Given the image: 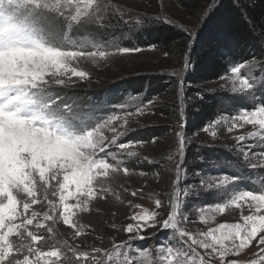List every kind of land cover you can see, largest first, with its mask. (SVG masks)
Masks as SVG:
<instances>
[{
    "label": "snow or ice",
    "instance_id": "obj_1",
    "mask_svg": "<svg viewBox=\"0 0 264 264\" xmlns=\"http://www.w3.org/2000/svg\"><path fill=\"white\" fill-rule=\"evenodd\" d=\"M233 3L255 32L257 26L249 17V5L243 0H233ZM216 6L206 5L202 13L205 20ZM118 7L108 0H0V264H65L67 253L74 254L76 261H83V264H103V257H108L107 264H113L108 249L93 247L89 252L60 241L67 249L66 253L55 244L49 245L48 242L55 239L56 230L48 222L62 221L75 230L76 237L82 236L83 226L78 225L75 217L78 212L89 211L92 200L98 196L103 198L105 190L97 185H102V181L121 170L125 175L129 173L127 167L121 168L120 161L109 162L108 157L115 160L110 146L116 145L124 153L133 146L147 143L140 140L118 143L119 138L136 130L128 127L134 113L126 111L119 128L117 124L121 117L115 114L91 126V110L79 111L74 102L67 103V97H61L55 91L56 88L75 86L74 82H69L70 77L64 78L69 72L81 81L88 78L86 71L70 66L74 60L104 59L111 54L143 51L140 47L127 46L116 47L114 53L88 51L89 47L98 49L101 46L102 41L94 36L71 42L73 47L78 46L81 50H67L69 41L67 34L58 27L60 20L85 26L102 25ZM164 22L171 23V20L165 16ZM260 35L264 37V28ZM155 47L149 46L150 49ZM229 63L234 64L230 67L231 76L225 73L219 79L231 81L229 91L238 94L244 106L233 115H222L209 121L202 131L216 138L218 133L214 129L221 120L227 125L228 133L243 129L245 125L258 129L235 137L239 150V145L252 137L264 141V58L252 55L243 62ZM190 64V52L185 53V68ZM243 69H247L248 74H244ZM153 103L149 100L147 105L137 107L135 115H144L145 108H150ZM117 107L125 110L124 104ZM185 126L186 121L180 124L181 129ZM105 130L112 133L110 139ZM177 140V151L183 154L190 141L183 132L177 133ZM155 142L153 137L152 143ZM253 146L245 145L242 151L246 161L252 157L264 158V151L254 153ZM128 155L138 154L128 152ZM175 167L177 175L173 187L180 181L182 163ZM249 167L255 168L256 164L249 163ZM141 175L146 173L141 171ZM239 179V176L224 174L218 179L213 177L214 183L201 180L200 184L219 189L235 184ZM138 194L139 191L131 193L134 197ZM187 194L184 190L185 198ZM44 203L47 210L42 212L33 207ZM128 204L133 209L130 216L133 222L123 231L130 234L129 240L113 246V250L128 248L127 256L120 264H140L135 258L137 252L130 247L131 239L146 240L148 237L142 233L156 227L174 230L179 238L176 244L170 238L168 244L160 246L163 259L158 264H197V260L199 264H216L217 258L219 264H264V191L241 190L228 204H216L215 211L220 213L231 204L236 208L247 206L249 214L242 216L243 223H222L201 231L199 236L203 239H197L191 230L178 224V216L183 221L189 219L180 211V202H172L163 219L158 211L142 208L132 201ZM164 207V201L157 199L156 208ZM112 227L115 228V224ZM40 229H46L48 237ZM253 246L258 249L255 259H228L230 254L239 257ZM197 248L203 252H197ZM139 255L148 253L140 251Z\"/></svg>",
    "mask_w": 264,
    "mask_h": 264
},
{
    "label": "rangeland",
    "instance_id": "obj_2",
    "mask_svg": "<svg viewBox=\"0 0 264 264\" xmlns=\"http://www.w3.org/2000/svg\"><path fill=\"white\" fill-rule=\"evenodd\" d=\"M198 1L200 2V0H108L109 3L119 7L113 15L103 21L102 25L85 26L81 24L83 27L96 29V31L101 27L94 36L97 40L102 41L101 46L98 49L89 47L88 51L114 53L116 47L124 46L122 40L131 35L139 36L141 31L149 28L153 23H166L164 22L165 16L171 20V23L167 24L186 33L188 41L185 49L172 47L166 51L158 47L152 49L149 46L140 47L137 43L129 44L126 46L140 47L143 51L137 54H111L104 59L99 57L95 60L80 58L70 62L71 67L86 71L89 75L86 80L81 81L69 72L64 78L68 80L70 77L69 82H74L75 86L56 88L55 91L59 92L61 97L71 96L70 92L75 93V90L92 91L94 87L100 88L108 82H120L129 76H157L158 80L163 78V81L160 80L162 84L158 85L157 95L149 99L144 97L142 93L133 94L130 92L118 94L115 99L104 101V104L98 103V100L95 101V99L89 101L80 97L67 98L66 102L69 104L74 102L79 111L91 110L96 123L101 122L111 114L120 116L118 128L123 124L126 111L134 113L129 119L128 127L136 130L119 138L118 143L128 141V137H130L129 140H140L147 143L133 146L124 153H121L116 145L110 146L111 151L115 153V160L108 157L109 162L120 161L121 168L127 167L129 173L125 175L121 170L102 181V185H97V188L102 186L105 190L103 198L98 196L92 200L89 204V211L78 212L75 217L78 225L83 226L84 234L82 236L76 237L75 230L64 225L62 221L48 222L56 230L55 239L50 240L49 245L55 244L63 249L64 245L60 241H67L68 245L78 246L80 250L89 252L93 247L108 249L113 258V264H120L127 256L128 248L113 250V246L129 240L130 234L123 231L128 223L133 222L130 219L133 209L129 206L128 201H132L133 204H140L142 208L160 212L161 219L166 218L172 202H180V211L189 219L183 221L178 216L176 218L178 224L191 230L197 239H203L199 236L201 231L216 228L222 223H243L242 216L249 214L247 206L236 208L231 204L225 212L220 213L215 211L216 204H228L232 196L241 190L258 189L264 191V167H261L264 166V158L257 160L252 157L246 161L242 156L245 145H254L252 147L254 153L264 151V141H261L259 137H252L246 140L244 144L239 145L238 150V142L235 139L238 135H247L250 132L258 131V129L245 125L243 129L228 133L225 130L227 125L221 120L214 129L218 135L213 138L209 133L202 131L203 127L191 135L184 128H180V124L185 122L187 106L193 105L192 102L203 98L202 94L204 93L216 94L218 102L216 113L206 124L222 115H233L239 107L244 106L241 99L237 97L238 94L229 91L232 86L230 80L225 82L217 79L202 85L186 82L185 74L187 69H190V65L185 68V53L188 52L190 41H193V36L203 23L202 13L206 7V5L198 7ZM187 3H190L191 6L186 7ZM128 12L133 13V15H128ZM155 17H160V19H154ZM73 25L79 26L80 24L70 22L67 19L58 22V27L63 29L62 31L66 34L71 32ZM181 25L183 28L180 27ZM83 39L85 37H82ZM67 40L69 41V38ZM71 42L69 41L67 50H81L78 46L73 47ZM165 53L168 55L166 56ZM231 66L234 64L230 65L222 75L226 73L230 77ZM242 72L248 74L247 69H243ZM149 100L154 103L150 108H145V114L135 115L136 108L147 105ZM257 100H259L258 96ZM121 104L125 105L124 111L117 107ZM94 125L95 123L92 126ZM150 126L159 127L162 134L148 138L147 129ZM178 132H183L190 141L183 154L177 151L179 146ZM105 135L110 139L112 133L105 130ZM153 137H155V143H152ZM205 151L211 155L205 154ZM128 152L138 155H128ZM177 163H182L179 172L180 181L176 187H173V181L177 175L175 167ZM249 163H255L256 167H249ZM141 171L146 175H141ZM224 174L236 175L240 179L235 184L219 189H209L200 184L201 180H204L205 183H214L213 177L218 179ZM184 190L188 191L186 198L184 197ZM132 191H139L140 194L134 197L131 195ZM157 199L164 201V208H156ZM71 202L74 203L75 201ZM33 207L40 212L47 210L46 203ZM140 210L136 209V211ZM113 224H115V228L112 227ZM39 231L48 237L49 234L46 229ZM142 234L148 239L132 238L130 242L131 249L137 252L135 258L139 260L140 264H158L163 259L160 246L168 244L170 238L173 244H176L179 239L176 231L161 227L147 229ZM143 241H145L144 245L140 243ZM45 250L48 248L45 247ZM121 251L123 255H118ZM140 251H146L148 255L140 256ZM257 251L258 249L253 246L250 251L246 250L239 257L230 254L228 259H255ZM197 252H203V249L197 248ZM107 261L108 257H104L103 263L107 264ZM69 264H83V261L77 262L74 254H72ZM197 264H199L198 260ZM216 264H219L218 258Z\"/></svg>",
    "mask_w": 264,
    "mask_h": 264
},
{
    "label": "trees",
    "instance_id": "obj_3",
    "mask_svg": "<svg viewBox=\"0 0 264 264\" xmlns=\"http://www.w3.org/2000/svg\"><path fill=\"white\" fill-rule=\"evenodd\" d=\"M243 2L249 5V17L252 23L257 26L255 32L251 30L250 24L246 23L245 19L241 17L240 11L234 6L233 0L198 1V7L210 3L217 6L206 20L203 17L201 27L193 36L191 47L187 49V53L190 52L191 64L190 69H187L185 74L186 82L195 85L210 83L219 79L227 68L232 65L229 63L230 61L243 62L244 58L252 55L264 58V51H262L264 49V42H262L264 37L260 35L261 28H264V23H262V19H264V0H243ZM190 6V3L186 4V7ZM97 31L96 29L83 27L81 24L79 26L73 25L71 32L67 34V38H69V41H80L82 37L96 36ZM187 41L188 36L183 30L175 29L173 26L162 22L153 23L152 26L141 31L139 36L131 35L122 40L124 46L135 43L140 47L155 45L164 51L172 47L185 49ZM160 80L163 81V78ZM160 80L157 76H129L120 82H108L100 88L94 87L92 91L75 90V93L70 92L71 96L68 95L67 98L80 97L89 101L95 99V101L98 100V103L104 104V101L115 99L118 94L130 92L133 94L142 93L144 97L149 99L157 95L158 85L162 84ZM56 93L62 96L59 92L56 91ZM202 97L186 108V126L184 129L189 135L203 127L216 113L217 95L204 93ZM94 123H96L95 118L92 119L91 126ZM147 132L148 138L162 134V130L157 126L148 127ZM127 139L129 140L130 137ZM205 154L211 155L206 151ZM140 243L144 245L145 241ZM62 250L67 253L65 247ZM67 257L65 264H69L72 253H67ZM102 260H104V257Z\"/></svg>",
    "mask_w": 264,
    "mask_h": 264
}]
</instances>
